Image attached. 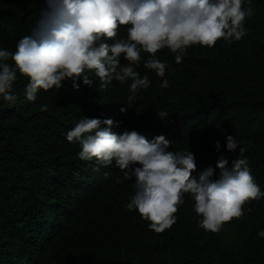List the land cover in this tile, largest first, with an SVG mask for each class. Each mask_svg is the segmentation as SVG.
I'll return each instance as SVG.
<instances>
[{"label": "trees", "instance_id": "trees-1", "mask_svg": "<svg viewBox=\"0 0 264 264\" xmlns=\"http://www.w3.org/2000/svg\"><path fill=\"white\" fill-rule=\"evenodd\" d=\"M44 5L45 0H0V48L15 52ZM250 7L241 41L193 45L182 64L169 49L159 50L168 64L169 88H161L164 78L141 62L137 71L148 72L152 85L131 101V81L113 80L103 88L90 73L91 86L81 78L76 90L67 80L29 102V78L18 74L17 102L0 99V264H264V238L257 235L264 230V199L250 201V212L214 233L199 226L201 217L186 196L176 223L156 233L138 210L126 207L135 177L118 183L123 172L115 162L98 167L94 160L82 161L79 142L66 139L81 119L112 118L118 133L166 135L169 150L195 154L193 175L211 166L218 177L219 157L231 165L239 154L226 149L232 135L247 149L264 190V0H251ZM126 34L124 26L121 35ZM42 104L47 111L40 110Z\"/></svg>", "mask_w": 264, "mask_h": 264}, {"label": "clouds", "instance_id": "clouds-1", "mask_svg": "<svg viewBox=\"0 0 264 264\" xmlns=\"http://www.w3.org/2000/svg\"><path fill=\"white\" fill-rule=\"evenodd\" d=\"M250 4L251 0H45L31 33L19 39L15 52L0 48V99L17 102L18 74L29 78L25 98L35 102L41 90L61 89L67 80L76 90L81 78L91 86V73L103 88L113 80L131 81V101L152 85L148 72L137 71L141 62L164 78L168 64L157 55L159 50L169 49L175 63L182 64L193 45L213 48L221 39L229 44L241 41L247 35L246 17L252 15ZM124 26L126 36L121 35ZM160 87H170L167 78ZM40 110L47 111L48 105L42 104ZM120 111L127 113L128 107ZM116 123L112 118L86 117L66 133V139L79 142L77 156L82 161L94 160L98 167L115 162L123 172L118 183L135 177V192L126 207L138 210L156 233L176 223L175 214L186 196L201 217L199 226L214 233L250 212L245 208L250 201L264 199L247 149L234 136L226 137L227 151L239 153L231 165L222 154L216 164L218 177L211 166L197 177L192 151L169 150L172 141L164 134L149 139L135 129L118 133L113 130ZM221 146L217 140L216 150ZM257 235L264 238V230Z\"/></svg>", "mask_w": 264, "mask_h": 264}]
</instances>
